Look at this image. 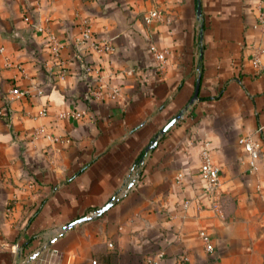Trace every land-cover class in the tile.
<instances>
[{"label": "crops", "instance_id": "0c3cea01", "mask_svg": "<svg viewBox=\"0 0 264 264\" xmlns=\"http://www.w3.org/2000/svg\"><path fill=\"white\" fill-rule=\"evenodd\" d=\"M258 1L0 0V264H264ZM150 9L162 21L144 24ZM83 21L113 46L85 56L88 81L70 58ZM29 84L41 95L8 94ZM94 86L103 96L87 99ZM243 137L259 146L254 175ZM202 146L219 169L220 215L198 177ZM134 165L138 182L116 198Z\"/></svg>", "mask_w": 264, "mask_h": 264}, {"label": "built area", "instance_id": "2783aa9c", "mask_svg": "<svg viewBox=\"0 0 264 264\" xmlns=\"http://www.w3.org/2000/svg\"><path fill=\"white\" fill-rule=\"evenodd\" d=\"M144 24H150L154 22L162 21V14L159 13L155 9H150L142 17ZM24 21H27L24 18ZM255 23L258 27L260 33L264 37V0H259L256 7V16H255ZM37 30L40 31L39 28ZM48 47V53L51 56L56 57L58 55L59 45L57 40L51 36L50 34L47 35L46 41ZM155 65L158 70H161L163 67V62L161 58V52L157 50L153 45L149 48ZM113 52V46L111 45L109 40H95L93 38L90 26L87 22L83 21L81 23V29L79 32L78 37L74 40L73 44V52L71 55V60L75 61L82 73V76L85 80H90L91 74L93 72L92 68L86 63L85 56L87 54H92L96 56L105 55ZM262 54V50L259 48H254L251 54V64L254 68L261 71L264 77V69H261L259 66V57ZM59 79H63V72L58 75ZM41 89L36 86L35 84H29L24 89L13 88L11 89L8 94L11 98H25V97H32V96H40ZM108 95L107 93H105ZM110 95V94H109ZM103 96V92L100 86H94L90 92L87 94V99H99ZM45 106L41 108L38 112V116L42 117L45 115ZM80 116L79 113L75 111L71 112H61L57 115L59 119H68V118H78ZM181 117V116H180ZM42 130L38 129L37 133H40ZM48 140H52L49 136H44ZM238 144L241 146L243 152L248 157V169L247 172L249 174L254 175L257 171L256 161L259 159V146L256 142L252 141L250 137H243L240 138ZM199 165H198V177L200 181L203 183V192L208 196L212 207L218 215H220V208H219V169L215 166L209 155L205 146H202L201 151L199 153ZM139 175L137 172V167L134 165L128 177L127 182L124 186L117 192L115 195L116 198H122L126 192L133 187L138 182ZM29 187V186H28ZM258 188V187H257ZM96 214H92V217H95ZM198 238L200 239L204 251L207 253L212 252V246L210 244L209 237L203 231L198 232ZM108 248H111L112 245L110 243L107 244ZM52 264V263H48ZM88 264H99L96 260L89 261Z\"/></svg>", "mask_w": 264, "mask_h": 264}, {"label": "water", "instance_id": "95a60500", "mask_svg": "<svg viewBox=\"0 0 264 264\" xmlns=\"http://www.w3.org/2000/svg\"><path fill=\"white\" fill-rule=\"evenodd\" d=\"M196 14L199 15V8L197 6L196 8ZM197 90H198V82H196L195 84V88H194V92H193V95H192V98L190 99L189 101V104L192 103L193 100L196 99V96H197ZM181 114H178L175 118H173L170 122H168L159 132V135H162L170 126L173 125V123L178 120L180 118ZM158 135L155 136L153 142L151 143V145L147 148L148 149H152L155 145V140L157 139ZM110 206V202H108L107 204H105L99 211H98V214H101L102 212H104L105 210H107ZM83 219L81 220H77L76 222H73L72 224L69 225V227H72L74 224H77V223H80L82 222Z\"/></svg>", "mask_w": 264, "mask_h": 264}, {"label": "trees", "instance_id": "16d2710c", "mask_svg": "<svg viewBox=\"0 0 264 264\" xmlns=\"http://www.w3.org/2000/svg\"><path fill=\"white\" fill-rule=\"evenodd\" d=\"M142 155H143V154L139 155V157L137 158V160H136V162H135V165H138V166L140 165V162H139V161H140Z\"/></svg>", "mask_w": 264, "mask_h": 264}]
</instances>
